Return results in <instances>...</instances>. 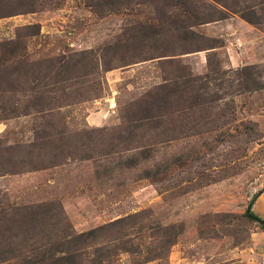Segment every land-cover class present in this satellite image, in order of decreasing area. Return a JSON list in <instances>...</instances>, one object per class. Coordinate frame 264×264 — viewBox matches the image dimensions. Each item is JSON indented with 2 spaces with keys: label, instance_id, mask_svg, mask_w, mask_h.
I'll list each match as a JSON object with an SVG mask.
<instances>
[{
  "label": "rangeland",
  "instance_id": "1",
  "mask_svg": "<svg viewBox=\"0 0 264 264\" xmlns=\"http://www.w3.org/2000/svg\"><path fill=\"white\" fill-rule=\"evenodd\" d=\"M1 214L26 251L125 219L87 257L264 264V0H0Z\"/></svg>",
  "mask_w": 264,
  "mask_h": 264
},
{
  "label": "trees",
  "instance_id": "2",
  "mask_svg": "<svg viewBox=\"0 0 264 264\" xmlns=\"http://www.w3.org/2000/svg\"><path fill=\"white\" fill-rule=\"evenodd\" d=\"M96 5L97 4H93V6ZM86 53L87 52L79 54L82 55ZM82 61L83 59L78 60L76 56H71L66 60L67 64L63 65V69L69 72H75L74 69L86 66ZM21 209H23V213L20 215L21 219L23 220L25 218L23 220L24 223L32 225L31 227L38 226L40 222L45 225L48 221L51 222L53 219L48 210L32 213L33 210H30L32 208ZM24 209L26 210L24 211ZM4 216L5 215L0 216V219L4 218ZM248 216L254 220H259L252 212H248ZM15 217L17 216L15 215ZM132 217L133 216H129V219ZM125 222V219H118L106 226L81 234H71L67 230H62L61 232L40 230V232H36L31 228L33 232L26 231L25 233H21L19 238L23 237L24 241L37 239L38 243L36 247L30 251H26L24 250L25 247L22 248L23 250L18 249L12 245L13 243L11 245H3L0 243V261H15V264H105L107 260L106 257L103 259L99 257L95 258L97 252L102 250L101 247H98L96 252L92 253L94 257L90 258V256L87 257V252L85 253V246L90 242H96L99 235L101 237L104 231H107L106 229L116 228L119 225H124ZM13 238L18 239V236L13 235ZM20 246L22 247V245ZM129 248L130 247L125 248L124 250L131 252L132 249ZM95 259L99 260L95 261Z\"/></svg>",
  "mask_w": 264,
  "mask_h": 264
}]
</instances>
